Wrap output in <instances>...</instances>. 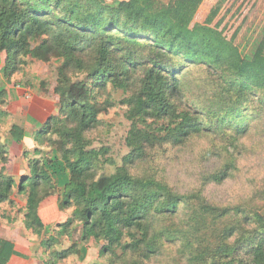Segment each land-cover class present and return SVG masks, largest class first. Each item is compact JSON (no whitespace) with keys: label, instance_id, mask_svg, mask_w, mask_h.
<instances>
[{"label":"clouds","instance_id":"9594fccd","mask_svg":"<svg viewBox=\"0 0 264 264\" xmlns=\"http://www.w3.org/2000/svg\"><path fill=\"white\" fill-rule=\"evenodd\" d=\"M0 264H264V0H0Z\"/></svg>","mask_w":264,"mask_h":264}]
</instances>
